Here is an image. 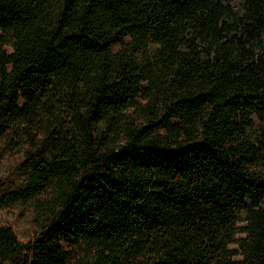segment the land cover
<instances>
[{
    "label": "trees",
    "instance_id": "trees-1",
    "mask_svg": "<svg viewBox=\"0 0 264 264\" xmlns=\"http://www.w3.org/2000/svg\"><path fill=\"white\" fill-rule=\"evenodd\" d=\"M0 264H264V0H0Z\"/></svg>",
    "mask_w": 264,
    "mask_h": 264
},
{
    "label": "rangeland",
    "instance_id": "rangeland-1",
    "mask_svg": "<svg viewBox=\"0 0 264 264\" xmlns=\"http://www.w3.org/2000/svg\"><path fill=\"white\" fill-rule=\"evenodd\" d=\"M234 6H237L239 0H229ZM11 159L1 157L0 155V177L4 176ZM0 224L9 225L20 241H27L32 232L33 226L30 223V216L17 209H9L0 213Z\"/></svg>",
    "mask_w": 264,
    "mask_h": 264
}]
</instances>
